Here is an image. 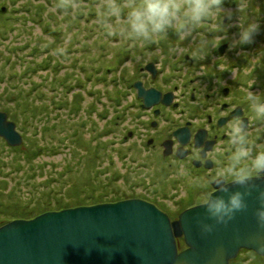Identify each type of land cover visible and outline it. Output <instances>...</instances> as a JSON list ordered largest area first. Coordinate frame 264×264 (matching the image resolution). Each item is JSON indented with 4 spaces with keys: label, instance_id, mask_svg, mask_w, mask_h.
I'll list each match as a JSON object with an SVG mask.
<instances>
[{
    "label": "rangeland",
    "instance_id": "374dc122",
    "mask_svg": "<svg viewBox=\"0 0 264 264\" xmlns=\"http://www.w3.org/2000/svg\"><path fill=\"white\" fill-rule=\"evenodd\" d=\"M57 2L0 0V106L14 115L13 121L18 123L27 145L10 147L0 136V197L3 203L12 196L21 203L38 200L43 203L41 208L138 198L142 187L152 188L155 179L146 173L153 168L160 171L164 163L156 151L146 152L143 141L138 146L132 139L124 143L119 140L137 108L132 107L120 122L107 121L112 113L115 115L107 94L116 81L98 79L118 76L117 68L108 71L116 66L115 59L102 55L118 49L114 46L117 38L107 37L96 23L95 5L100 0H82L86 8L75 14L70 7L62 12L54 10ZM222 7L232 9L226 4ZM230 22L235 25L231 32L237 33L238 12H233ZM229 24L222 23L225 32ZM217 33L221 32L206 35ZM58 46L67 48L65 57L53 54ZM253 59H257L255 54L250 61ZM257 75L263 78L264 70L259 69ZM30 94L39 97L40 102L27 101L32 99ZM126 94L123 91V96ZM24 106L21 112L19 108ZM103 106L110 112L103 111ZM109 125L112 130L107 131ZM54 145H60L61 150L56 151ZM119 147L124 152L126 148L129 162L125 165L118 159ZM39 148L43 150L41 155L36 153ZM153 160L154 166L150 167ZM12 210L10 207L6 212ZM166 213L172 219L179 216L168 210ZM180 240L184 249L183 238Z\"/></svg>",
    "mask_w": 264,
    "mask_h": 264
},
{
    "label": "flooded vegetation",
    "instance_id": "af4514ba",
    "mask_svg": "<svg viewBox=\"0 0 264 264\" xmlns=\"http://www.w3.org/2000/svg\"><path fill=\"white\" fill-rule=\"evenodd\" d=\"M223 2L232 7L226 11L237 12V0H223ZM249 13L254 15L261 24V29L254 42L242 46L239 50L236 48L230 50L228 42L224 41L206 56L205 62L197 61L192 57L194 46L188 43L180 44L174 52L170 51L169 45L176 43L175 33L171 31L169 32V41L162 42L158 46L140 49L129 47L127 42H122L115 44L118 46L117 50L102 53V55L107 54V58L115 59L114 65L116 66L109 68L108 71L117 68L118 72L116 77L109 75L98 79V81L100 79L108 80L109 83L116 81L113 88L110 89L111 95L107 94V101L110 102L109 107H113L115 115L112 113L111 118L109 117L107 121L117 119L120 122V119L127 112L129 113L132 107L137 108L134 109L137 112L132 111L135 117L119 140L124 143L132 139L138 146L143 141L147 148L146 152L152 154V151H156L164 163L160 166V171L153 168L151 172L149 171L150 174L146 173L147 176L155 178L152 188L142 187L141 194L136 196L156 204L165 212L168 210L178 216L183 210L199 205L200 197L196 200L199 194L191 181L197 176L213 173L219 163L215 160L206 161L201 155L202 150L213 146L220 140L227 141L226 122L232 115L239 114L247 119L249 110L242 88L252 75L250 69L252 54L260 59V63L251 77L255 81L251 91L264 96V75L263 78L257 75L259 69L264 70V55H262L264 54V0H251ZM221 23H230L229 31H223L217 35L226 34L231 37L236 34V32H231L235 25H232L228 17H223ZM208 38L212 37L208 36ZM236 51L240 53L237 54ZM220 58L221 60L226 59L228 63L225 66L230 69L218 73L215 68ZM202 66L206 67L207 73ZM138 81L145 88H154L160 92L158 100L151 107L145 106L142 97L139 96L138 88L135 85ZM123 91L127 93L126 96H123ZM30 95L32 99L25 97L27 101L40 102L39 97L35 99L32 94ZM18 97L22 98V96ZM11 100L14 102L13 98ZM124 101L125 103H123ZM0 108L2 112H6L3 109L4 106H0ZM24 108L25 106L20 107L19 110L24 112ZM102 110L110 112V108H104V106ZM27 111H30L29 108ZM6 113L7 120L13 121L14 115ZM15 123L18 129V123ZM257 126H261L259 122ZM110 130L112 128L109 125L107 131ZM261 140L264 141V135ZM121 141H118L119 144H122ZM23 142H25L24 135ZM25 145L22 146L25 147ZM43 146L49 148L45 144ZM54 147L60 149V145H54ZM118 152V159L123 161L124 165L129 162L126 148L124 152L123 148L119 147ZM154 162L153 160L149 164L150 167L154 166ZM155 165L158 166L157 162ZM181 166L188 175H179ZM166 189L169 191L167 192ZM8 192L11 194L12 189ZM17 200L12 196L4 199L6 203H3V199L0 197L2 209L0 226L16 219H31L45 212L41 208L43 203L38 200L34 202L30 199V203L26 201L21 203ZM6 207L13 208V214L6 212ZM68 207L60 205L59 208L54 207L48 210H61ZM254 255L256 259L251 261V264H264L263 255L257 253ZM245 256L248 257L244 258ZM250 260L249 250L241 249L230 264H249Z\"/></svg>",
    "mask_w": 264,
    "mask_h": 264
},
{
    "label": "water",
    "instance_id": "95a60500",
    "mask_svg": "<svg viewBox=\"0 0 264 264\" xmlns=\"http://www.w3.org/2000/svg\"><path fill=\"white\" fill-rule=\"evenodd\" d=\"M135 85L145 106L158 100V90L140 81ZM0 135L13 146L23 142L16 123L2 111ZM255 207L253 196L246 212L207 235L197 225L205 215L200 205L174 220L140 198L46 211L0 226V264H229L242 248L264 256ZM180 237L186 248L179 251Z\"/></svg>",
    "mask_w": 264,
    "mask_h": 264
},
{
    "label": "clouds",
    "instance_id": "9594fccd",
    "mask_svg": "<svg viewBox=\"0 0 264 264\" xmlns=\"http://www.w3.org/2000/svg\"><path fill=\"white\" fill-rule=\"evenodd\" d=\"M237 4L238 32L231 37L225 34L208 38L206 35L225 31L222 18L231 19L233 15L223 9V0H100L95 5L96 23L102 26L107 37L117 38L114 46L122 42L140 49L158 46L168 42L169 32H174L176 43L170 44L169 50L174 52L180 44L188 43L194 46L192 57L202 61L224 41L228 42L230 50L254 42L261 24L249 13L251 0H237ZM68 7L75 14L86 5L82 0H58L53 5L59 12ZM201 29L203 31H197ZM53 54L65 57L67 48L58 46ZM227 63L225 58H220L216 72L229 70L225 66ZM259 63V58L250 61L252 75ZM202 67L205 71L206 67ZM252 75L242 88L249 110L247 119L239 114L228 119L227 141L220 140L201 152L206 161H218V166L213 173L197 176L191 183L200 196L199 205L205 214L197 220L203 235L213 233L220 225H229L237 214L248 210L249 198L254 196L253 215L259 230V248H264V184L258 183L264 181V141L261 140L264 135V96L251 91L255 83ZM258 122L261 126H257ZM179 175H188L183 166ZM181 238L176 239L179 251L184 246ZM242 249L257 253L253 249ZM250 256L249 264L256 259L254 254Z\"/></svg>",
    "mask_w": 264,
    "mask_h": 264
},
{
    "label": "trees",
    "instance_id": "16d2710c",
    "mask_svg": "<svg viewBox=\"0 0 264 264\" xmlns=\"http://www.w3.org/2000/svg\"><path fill=\"white\" fill-rule=\"evenodd\" d=\"M13 29V28H12ZM37 70V69H36ZM59 150H61V147H60V149H58V150H56V151H59ZM39 152H37V153H39L38 155H41L42 154V152H43V150H41V148L38 150ZM40 157V156H39ZM48 161V160H47ZM51 161V160H50ZM50 161H48V164H51L50 163ZM46 162V161H45ZM117 177V175L115 176V178ZM55 182V181H54ZM48 209H51V208H43V211H46V210H48ZM13 211L14 210H12L11 212H9V213H12L13 214ZM37 213V212H36ZM35 213V214H36Z\"/></svg>",
    "mask_w": 264,
    "mask_h": 264
}]
</instances>
